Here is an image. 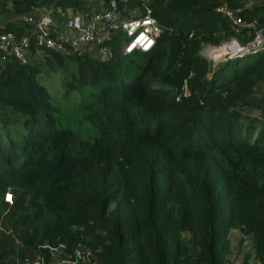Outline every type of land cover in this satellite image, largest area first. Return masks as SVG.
Wrapping results in <instances>:
<instances>
[{
	"label": "trees",
	"instance_id": "1",
	"mask_svg": "<svg viewBox=\"0 0 264 264\" xmlns=\"http://www.w3.org/2000/svg\"><path fill=\"white\" fill-rule=\"evenodd\" d=\"M250 1L151 0L162 32L128 55L136 72L118 69L120 56L45 54L52 71L76 61L64 67V99L78 96L65 111L36 64L0 65V264H57L43 243L80 247L90 264H228L242 246L239 264H264V52L213 72L200 54L252 38L216 11L264 23V0ZM49 4L85 2L0 0V11Z\"/></svg>",
	"mask_w": 264,
	"mask_h": 264
},
{
	"label": "built area",
	"instance_id": "2",
	"mask_svg": "<svg viewBox=\"0 0 264 264\" xmlns=\"http://www.w3.org/2000/svg\"><path fill=\"white\" fill-rule=\"evenodd\" d=\"M81 1L85 2L84 7L77 10L49 4L24 13L10 11L3 15L0 11V65L9 58L21 64L31 63L35 56L50 52L64 57L88 58L106 63L117 56H128L135 51H150L162 32L153 16L151 0ZM258 4L263 3L261 0L249 2V5ZM216 11L224 14L236 26L235 33H241L245 29L247 31L243 34L249 37L252 31L253 36L244 41L231 36L219 44H210L205 52L212 62L211 72L218 63L264 52V23H258L256 18L249 22L243 21L236 12L223 6L216 8ZM5 24L16 27L19 33L14 29L2 30ZM259 87L264 89V81ZM5 200L12 202L10 193H6ZM41 248L50 250L52 263L90 264L91 254H83L80 247L74 249L72 254L65 252L63 244L50 246L43 243ZM242 248L245 252V247ZM237 251L234 249L229 257L239 259L232 263L228 257V264L240 263L244 253L238 256ZM21 264H44V261L43 257L36 255L24 258Z\"/></svg>",
	"mask_w": 264,
	"mask_h": 264
},
{
	"label": "rangeland",
	"instance_id": "3",
	"mask_svg": "<svg viewBox=\"0 0 264 264\" xmlns=\"http://www.w3.org/2000/svg\"><path fill=\"white\" fill-rule=\"evenodd\" d=\"M2 11V10H1ZM210 44H205L201 47L200 50V54L208 60V57L206 56V48L209 47ZM47 58H50L51 60L53 59L51 54L48 53ZM118 62V69H123V68H128L129 70H131L132 72H136L137 68L134 65L133 62L130 61V57L128 56H120ZM209 61V60H208ZM32 62L34 64H36V66L39 67V73L36 76L37 81L46 86L51 94V102L56 105L59 108H62L63 111L67 110L72 104H74V102H76L78 100V96L76 95V93H72V96L74 98L73 101H69L67 99H64V92H65V87H64V79L66 76V72L64 67L69 68L70 71H77V66H76V61L75 60H71V59H63V66L64 67H58L56 66L55 71H52L50 69V67L48 66V64L46 63L45 60V56H35L34 58H32ZM135 62L139 63V64H143L144 63V59L142 57H140L139 55L135 57ZM210 63H212L211 61H209ZM220 65V63L216 64L215 68H218ZM71 94H69L68 99L70 98ZM71 100V98H70ZM254 115L258 114V111L256 109L253 110ZM233 232H237L236 229L232 230V234ZM238 233V232H237ZM244 253V250L240 249L238 256L242 255ZM237 259H239V257H235L234 259L230 256L229 257V261L234 263Z\"/></svg>",
	"mask_w": 264,
	"mask_h": 264
},
{
	"label": "crops",
	"instance_id": "4",
	"mask_svg": "<svg viewBox=\"0 0 264 264\" xmlns=\"http://www.w3.org/2000/svg\"><path fill=\"white\" fill-rule=\"evenodd\" d=\"M44 56V55H43Z\"/></svg>",
	"mask_w": 264,
	"mask_h": 264
}]
</instances>
